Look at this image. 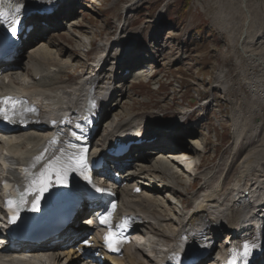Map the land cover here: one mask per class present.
I'll use <instances>...</instances> for the list:
<instances>
[{"label": "bare ground", "instance_id": "obj_1", "mask_svg": "<svg viewBox=\"0 0 264 264\" xmlns=\"http://www.w3.org/2000/svg\"><path fill=\"white\" fill-rule=\"evenodd\" d=\"M61 1V8H64L63 4L68 0ZM92 1L96 2V0ZM138 1L133 0L129 5H124L123 11H127L130 6ZM71 3L73 4L74 1L71 0ZM239 4L238 8L234 7V12L241 10L246 15L243 28H248L251 24L252 12L255 10L249 4V0H239ZM65 11L70 16L72 10L66 9ZM46 15L48 14H40L37 20L39 17ZM34 18L35 16L31 15L28 22L31 23ZM73 24L78 25L79 21L73 20ZM127 25L124 22L123 27ZM245 31H243V34H231V42L236 48L235 56L242 55L244 58L245 69H242L245 71L246 83L264 99V54L253 48L252 44L247 43V40L243 37ZM90 32L95 36L93 30H90ZM74 35L78 38L75 39L72 35H67V47L63 43L61 45L53 42H49V44H54L53 48H49L43 43L41 46H38V44L32 47V50L26 54L25 60L27 61L20 63L19 58L22 56L20 54L14 62L18 67L13 66L16 68L5 73L8 82L3 83L0 90H16L27 93L40 104L43 120L47 118L50 120L53 117L55 120L51 122H31L16 134L0 133V156L4 151L23 162L25 159L46 160L60 154V149L52 145V143H56L60 146V141L55 142L53 140L57 136V133H54L55 130L61 126L62 144L66 143L68 133L77 122H65V120H68L71 115L75 116L84 108L83 102L85 100L83 97L87 85L98 83L96 80L89 81L98 74L96 66L102 62L106 63L109 58L115 56L113 45L116 42H121L122 39L113 34L112 39L107 37L102 40L100 45L98 44V47H96V50L97 48L99 50L94 55L91 64L76 81L69 84L64 74L69 71L71 73L78 72V69L84 70L86 62L81 60L85 59L84 56H86L83 52L89 49L88 37L85 39L80 34L74 33ZM91 43L92 40L90 39ZM119 44L121 45V43ZM238 49L240 50L237 51ZM75 57H78L76 62ZM113 64H107L108 67L103 69V77L109 79L99 81L98 93L100 97L94 95L95 99L91 102L93 106H95V103L105 105L108 101L112 102V97H108L104 93L106 89H111L113 96L115 95L113 93L115 87L112 86L114 71L111 70L112 66H110ZM142 71L140 70V72ZM216 77V87L220 88L226 97H229L230 90L226 75L223 72H218ZM117 78L115 77V80ZM122 78L124 77L122 76ZM118 100L120 99L116 98L115 102L119 105ZM209 103L207 102L206 105H209ZM107 110L108 108L104 107L101 111L105 115ZM84 112L86 114L90 113L85 110ZM239 115L236 113V120L231 122L234 128L231 144L234 148L233 154L242 156L238 158L239 160L237 159L238 161L234 160L238 163L233 165V178L229 179V185H226L229 173L223 175L217 183H211L216 175L213 172L214 168H211L212 170L209 168L200 170L202 159L196 158L195 153L199 156L203 146L206 150L207 142L205 140L202 144L201 142L190 141L189 144L187 139L182 138L180 128L183 123L176 124V131L170 124L167 125L166 128H172L173 130H163V134L158 140H156L157 133L148 136V138H154L155 141L152 144L143 141V148L141 149H145L146 146L148 149L151 147L156 149L139 152L138 158L134 161L135 165L133 164V157L126 155L132 161L135 171H128L130 174L127 177V184L121 191L122 205L129 212L145 219L143 226L148 229L151 236L146 237L145 235L141 242L133 246L128 245L124 256L118 258L114 264H161L176 245L182 246L185 244L182 241L184 237L193 240L203 238L209 243L212 242V252L207 255L210 259L206 260L207 258H205L197 264H201L202 261H206V264H212L211 259H214L213 255L216 253H237L242 249V244L245 243L247 237L257 244L260 233L264 229V142L258 145L250 142L253 138L247 136L249 124L248 122H239ZM76 117L82 119L79 114ZM101 123L103 122L98 124L101 125ZM142 128H144L143 122H137L136 117L132 114L121 112V116L117 120L109 121L105 132L101 136L102 142L98 144L105 146L92 148L89 156L92 158L101 156L107 148L115 147L114 144L118 142L121 143L120 145L123 143L132 144L131 141L142 138L140 134ZM94 131L95 128L92 129V135ZM247 141L252 145H247ZM98 144L94 145L98 146ZM135 144L133 142L128 150L133 156L134 149H137ZM180 148L182 150L179 151ZM185 153L188 158L182 157ZM234 156L233 159H235ZM203 158L205 159V155H203ZM229 158L222 162L213 163V167L221 163L224 169L227 168ZM196 171L198 173L193 175ZM139 177L149 178L150 180L144 181ZM103 181H105L104 178L101 179V182ZM135 183L139 184L141 192H133L132 185ZM192 184H198V186L191 193L190 187ZM166 192L172 196V199L169 195L165 196ZM175 197H178V199L176 200ZM1 213L0 209V215ZM83 223L84 226H89L87 222ZM0 231L1 233L4 231L1 218ZM223 234L226 235L225 243L228 242L217 245L216 241ZM57 247L58 245L50 250L43 251V256L39 255V251H32L30 259L19 264H94L92 258H83L72 247L61 248L62 250L59 251ZM8 249V245L0 247L1 253L6 252Z\"/></svg>", "mask_w": 264, "mask_h": 264}, {"label": "rangeland", "instance_id": "obj_2", "mask_svg": "<svg viewBox=\"0 0 264 264\" xmlns=\"http://www.w3.org/2000/svg\"><path fill=\"white\" fill-rule=\"evenodd\" d=\"M73 1L79 4L77 6L80 10L79 14L84 13V20L87 18L86 15L89 17V21L84 22L85 27L83 23H80L79 29L74 32L78 25H74L73 20L77 22L78 18L77 16L73 17L72 12L74 10L70 11V16L64 10L60 17H63V14L66 13L67 18L59 20L58 24V27L61 24L62 31L52 33L57 30L48 25L49 33L41 37V39L46 41L43 45L46 44L49 48H53L54 44H49V42H53L61 45L63 43L67 47V35L70 34L77 39L78 37L74 33L80 34V32H85L82 37L85 39L88 37V40L91 39L93 42L95 41L94 37L102 30V34L97 36V44H100L101 40L111 34L122 38L121 42H119L121 46H117V42L114 46L116 48L121 47L120 50L124 48L121 53L116 54L115 52L114 54L118 63L125 64L123 68L125 69L127 66L133 67L138 64L139 58L131 52L133 49L143 47L144 52H147L146 46H141L137 41L141 44H147L148 36L151 35L150 41H157L162 52L151 56L150 61L152 62L148 65L149 69L146 70V74L133 80L134 83L140 81L141 91L147 92L139 96L134 92L132 94L131 88L130 92L133 96H129L132 99V103L130 105L131 99L127 97L124 108L130 105L129 109L133 112L132 115L134 117L145 113L143 118L149 120L151 117H160L165 115V113L162 111L156 112L157 109H147L148 107L155 106L163 109L170 107H179V109H183V107L192 108L189 103L194 104L193 107H195L202 100L209 99L207 102H210L209 105L212 103V105L203 108V110L199 109L202 105H198L193 111L190 121L186 122L188 127L184 130L182 127L180 128L182 138L187 139L189 144L190 141H197L202 144L205 140L207 142L206 150L203 146L199 156L195 153L196 158L202 159L200 170L215 169L221 166L220 170L223 171L224 168L221 163L215 167H213V163L228 160L229 157L231 158L235 155L232 152L234 148L231 144L234 129L231 122L236 120V113L240 114L239 122H248L249 124L247 136L253 138L250 142L257 145L264 142V99L246 83L244 58L242 55L235 56L236 48L232 45L230 38L231 34H243V31L246 30L243 37L247 40V43L252 44L253 48L264 54V0H249V4L255 11L252 12L251 24L248 28H243L246 15L241 10L234 12V7L238 8L240 6L239 0H139L130 6L127 11H123V6L129 5L133 0H97L96 3H92L90 0ZM124 22L126 25L128 24L125 27H123ZM70 24L72 25L70 26ZM120 25L122 27L121 30L119 28ZM90 30L94 31L95 36ZM43 34L40 33V35ZM111 36L108 38H111ZM131 39L137 41L132 42ZM38 44L39 42H33L31 48ZM130 45L134 46V48L128 51L132 47ZM23 52L21 53L22 55ZM83 53L86 55V52ZM26 54L23 59H25ZM95 54H88L90 63L93 59H90V57H94ZM84 57L85 59L82 58V62L87 61L86 56ZM77 59L78 57H75V62ZM113 60L115 59H112V64ZM140 70L144 71V69ZM218 72H223L226 75L227 85L230 90L229 97H226L223 91L216 87V74ZM153 73L156 75L150 80V74ZM71 77L69 83L78 79L76 73L75 75L72 74ZM158 81H161L163 86L168 88V91L163 93L155 91L154 89L160 88L158 87ZM148 82H152L150 83L151 85ZM131 83V80H126L122 85H118V89H122V92H117V87H115V95L111 100L115 102L116 98L120 99L118 100V106L123 104L127 94L125 90ZM173 93L175 98L171 95ZM193 99L198 103L194 102ZM149 100L156 103L147 102ZM160 100L162 101L159 102ZM180 101H184L185 104L178 106ZM144 103L145 108H142ZM196 111L200 113L197 119H200L201 115L204 114H206V117L201 121H195L194 115ZM121 112L131 114L125 110L118 111V118L121 116ZM149 123L153 122H143L144 128H142V132L146 133L142 137L146 138V140L144 139L145 142L152 144L155 139L149 142L153 138H148V136H152L157 132L155 129H148L150 128ZM162 124H165V131L173 130L172 128H166L170 123L165 122ZM107 125L108 123L99 124L98 138ZM162 134L163 132L161 131L156 136V140ZM209 144L211 149H209ZM247 145L251 146L252 144L247 141ZM143 150L145 151L146 149ZM147 150H150V148L148 149L147 147ZM134 151H137V149H134ZM208 154L209 156L207 157ZM203 155H205V159ZM235 157L238 158L236 155ZM237 163L234 162L235 165ZM215 173L216 175L211 183H217L223 177L220 171H215ZM232 175V172H230L229 178L227 176L226 185H229L228 182L230 178H233ZM197 186L198 184H192L190 192L192 193V190ZM225 238V234L221 235L216 241L217 245L225 243ZM205 262L202 261L201 264H206Z\"/></svg>", "mask_w": 264, "mask_h": 264}, {"label": "snow or ice", "instance_id": "obj_3", "mask_svg": "<svg viewBox=\"0 0 264 264\" xmlns=\"http://www.w3.org/2000/svg\"><path fill=\"white\" fill-rule=\"evenodd\" d=\"M22 9V0H8L7 5H5V0H0V21H5L8 23L9 26L7 27L6 31L10 37L15 38L18 35L19 28L23 19ZM17 103L18 102L13 100L11 97L3 98L2 100H0V117H3L6 120H10L11 117L8 114V110L11 109L14 115ZM86 152L87 149H83L81 154L73 158L77 166L82 168L87 167ZM50 169L51 165L49 166V168H46L43 172H41L38 177H35V174H33V179L27 186V190L24 193L19 194L18 200H7V210L11 214L12 223L17 222L18 210L26 203L25 197L27 195H30L33 192L38 193L36 199L32 203V209L34 211L39 210L40 198L45 193L50 192V188L54 183L61 186L66 185L67 169H61L57 171H50ZM53 176H55V181H53L52 179ZM52 195L55 196L57 195V193H52ZM100 219L102 223H107V219L105 217H101ZM105 239L110 249L115 251L119 250L118 246L122 243V240L114 233H109ZM84 243L87 245L89 242L85 240ZM258 247L259 245L254 242H246L242 246V250L239 251L238 255L237 253H233L227 264H240V260H243L244 264H247L248 258L251 256L253 250Z\"/></svg>", "mask_w": 264, "mask_h": 264}]
</instances>
